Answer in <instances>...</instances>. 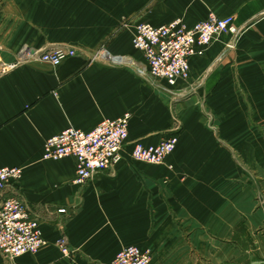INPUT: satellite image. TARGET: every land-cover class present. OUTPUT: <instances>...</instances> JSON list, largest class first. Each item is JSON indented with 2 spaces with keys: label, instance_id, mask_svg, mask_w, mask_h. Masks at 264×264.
<instances>
[{
  "label": "crops",
  "instance_id": "obj_1",
  "mask_svg": "<svg viewBox=\"0 0 264 264\" xmlns=\"http://www.w3.org/2000/svg\"><path fill=\"white\" fill-rule=\"evenodd\" d=\"M209 12L234 17L239 33L191 55L187 79L153 81L131 44L135 25H190ZM61 45L80 53L0 74V167L22 168L0 203L19 196L46 239L34 254L0 253V264H111L125 245L148 249L152 264H264V0H0V63ZM124 112L119 163L83 185L73 157L42 158L64 128ZM171 134L163 164L131 159L136 140ZM241 222L250 245L232 241Z\"/></svg>",
  "mask_w": 264,
  "mask_h": 264
},
{
  "label": "built area",
  "instance_id": "obj_2",
  "mask_svg": "<svg viewBox=\"0 0 264 264\" xmlns=\"http://www.w3.org/2000/svg\"><path fill=\"white\" fill-rule=\"evenodd\" d=\"M133 33L131 44L143 53L147 62V75L153 81L164 80L168 86H173L178 79L189 77L188 58L191 55H202L219 34L233 36L239 33V29L234 24V17H219L209 12L204 20L190 25L180 18L158 26L140 22L135 25ZM23 52L22 47L15 62L0 63V73L33 60L57 66L63 59L80 53L69 45L40 50L33 57L21 59ZM129 118V112H124L115 119H103L88 131L68 126L45 141L42 158L51 160L73 157L76 164L73 182L83 185L93 179L96 173L119 163L122 146L129 135ZM177 140L176 134L151 145H144L136 140L131 144L130 157L134 161L162 164L166 156L175 149ZM21 174L20 167H0V192L12 181H17ZM57 211L65 213L66 209L61 207ZM45 243L41 223L31 215L26 203L17 195L6 197L0 203V253L9 259L25 253L34 254ZM57 244L63 253L68 254L65 236L59 238ZM110 263L152 264L150 251L135 245L121 247Z\"/></svg>",
  "mask_w": 264,
  "mask_h": 264
},
{
  "label": "trees",
  "instance_id": "obj_3",
  "mask_svg": "<svg viewBox=\"0 0 264 264\" xmlns=\"http://www.w3.org/2000/svg\"><path fill=\"white\" fill-rule=\"evenodd\" d=\"M234 230L235 231L232 236V241L234 243H239V244L241 243L242 245H250L249 243H251L252 240L250 234L245 229L243 222L238 224Z\"/></svg>",
  "mask_w": 264,
  "mask_h": 264
},
{
  "label": "bare ground",
  "instance_id": "obj_4",
  "mask_svg": "<svg viewBox=\"0 0 264 264\" xmlns=\"http://www.w3.org/2000/svg\"><path fill=\"white\" fill-rule=\"evenodd\" d=\"M24 48V52L22 53V55H21V59H24V58H26V56L27 57H33V55L35 56L37 53H38V51H31V50H29L28 48H26V47H23ZM0 74H3V73H0Z\"/></svg>",
  "mask_w": 264,
  "mask_h": 264
},
{
  "label": "rangeland",
  "instance_id": "obj_5",
  "mask_svg": "<svg viewBox=\"0 0 264 264\" xmlns=\"http://www.w3.org/2000/svg\"><path fill=\"white\" fill-rule=\"evenodd\" d=\"M123 23V22H122ZM125 23H128V22H125ZM163 164V163H162ZM261 197H264V190H263V193L261 194Z\"/></svg>",
  "mask_w": 264,
  "mask_h": 264
}]
</instances>
